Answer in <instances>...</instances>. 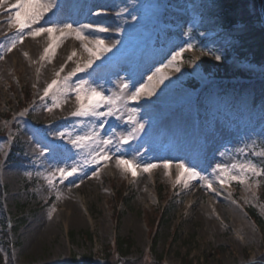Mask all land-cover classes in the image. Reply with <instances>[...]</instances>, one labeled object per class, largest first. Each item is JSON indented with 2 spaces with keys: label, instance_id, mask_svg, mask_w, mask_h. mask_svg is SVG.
<instances>
[{
  "label": "rangeland",
  "instance_id": "374dc122",
  "mask_svg": "<svg viewBox=\"0 0 264 264\" xmlns=\"http://www.w3.org/2000/svg\"><path fill=\"white\" fill-rule=\"evenodd\" d=\"M4 1L0 248L10 241L13 264H261L264 65L234 52L236 31L205 21V0ZM62 1L83 19L110 12L90 26L108 34L58 37ZM238 72L245 104L232 118L206 107L202 87Z\"/></svg>",
  "mask_w": 264,
  "mask_h": 264
},
{
  "label": "trees",
  "instance_id": "16d2710c",
  "mask_svg": "<svg viewBox=\"0 0 264 264\" xmlns=\"http://www.w3.org/2000/svg\"><path fill=\"white\" fill-rule=\"evenodd\" d=\"M212 2L210 6L206 9L209 18L212 19H219L223 23V27L226 29V31H236L235 35L238 39V44L234 48V52L242 57L251 60L253 65L262 66L264 65V0H253L251 2L250 0H209ZM222 3H225L224 7L221 5ZM234 33V32H233ZM208 42L204 41L202 45L207 44ZM222 70L226 71V69L223 67ZM235 76H245L242 74V72L238 73H230L225 75L227 78H234ZM223 78V77H220ZM248 83L246 82H232V81H218L213 83L207 90L205 95L208 96V99H212L214 101V104H216V101L220 102V105H226L230 106L231 101L226 96L227 93L231 90L236 92V97L238 100V103L243 106L246 101L247 92L249 91ZM264 92V91H263ZM220 107V108H221ZM232 110H234L232 108ZM231 110V111H232ZM223 111V108L221 109ZM232 116V115H231ZM229 116V117H231ZM12 161H23V159L19 157H15V153L20 152L18 148L13 147L12 148ZM264 160V159H263ZM261 160V161H263ZM25 162V160H24ZM264 166V161H263ZM120 193V203L127 200L126 195H121ZM122 196V197H121ZM261 197L264 201V177L261 178ZM251 216L256 219V215L253 212H250ZM168 216V213L164 210L161 211V216L158 219V225L160 222H164L165 217ZM260 221V219H259ZM20 226V222H16L14 227L9 230V224L8 221L4 220L2 223L3 232L5 237L7 238L9 236L10 232H16L18 231ZM127 244H125L123 241H121L117 246L118 251L116 253H121ZM11 247L10 241H8L3 247L0 248V264H13L12 259L10 256L7 255L6 252L9 251V248ZM6 248V251H5ZM115 256L113 259H107L105 261V264H117V260L115 259ZM92 260L91 258H88L87 260H84L82 264H91ZM140 263V262H139ZM138 263V264H139ZM261 264H264V255L262 256V262ZM125 264H132V263H125ZM258 264V263H257Z\"/></svg>",
  "mask_w": 264,
  "mask_h": 264
},
{
  "label": "bare ground",
  "instance_id": "6f19581e",
  "mask_svg": "<svg viewBox=\"0 0 264 264\" xmlns=\"http://www.w3.org/2000/svg\"><path fill=\"white\" fill-rule=\"evenodd\" d=\"M71 1V0H70ZM63 1L60 3V9H62V7H63V9H62V11H65L66 12V14L64 15V18H60L59 17V19L57 20V21H55L54 22V25L57 27V28H62V27H65L67 30H66V33H68V34H62V33H58L57 35H58V37H60V38H65V39H67V38H69V37H74V36H76L77 35V33L78 32H80L82 29H86V27L87 28H89L90 30H91V33H97V34H99V35H107L108 33L107 32H105V31H102L101 29H98V28H90V26H92L91 25V23L93 22V20L95 21V22H97V24L98 23H100V20H105L106 21V19H107V21L109 20V21H111L109 18V14H110V12H108L103 18H101V19H95V18H91V19H83V17L84 16H82V17H80V15H79V17H76L75 15H72V14H69V12L71 11V9H72V5L70 6V5H68V3H65V5L63 6ZM6 6H7V4H6V2L4 1V3L2 4V5H0V14L1 15H4V13H5V8H6ZM90 5L88 4V2H86V4H85V6H84V10H86V9H88V7H89ZM108 11V10H107ZM159 12H160V10H159ZM175 12H177V10L175 11ZM178 13V12H177ZM158 17V14H154L153 15V17H140V19H141V21H147V20H154V19H156ZM5 20L4 19H2V20H0V24L1 23H3ZM83 22H87V24L86 23H83ZM85 25V26H84ZM33 28H34V26H32ZM30 28H31V26H30ZM59 28V29H60ZM56 33H57V31H56ZM45 35H47V33L45 32L44 33ZM63 35V36H60V35ZM149 55H147V57H148ZM151 56H153V55H151ZM174 73H172L171 75H173ZM168 90H170V85L167 83V80H162L161 82H159V84L154 88V90H153V94H155L156 96H155V100H153V102H151V103H154L155 101L156 102H158V101H160V100H163L166 96H165V94H166V92L168 91ZM162 93V94H161ZM161 94V95H160ZM159 95H160V97H159ZM177 95V94H176ZM184 94H179L178 96H183ZM264 95V94H263ZM182 100H180V101H177V102H175V103H171V104H169V102L168 101H165V102H168V103H165V104H167V106H172V107H174V106H176V109H178L179 107H181V105L180 104H183L182 102H181ZM181 102V103H180ZM151 104H148V107L150 106ZM74 106V103L72 104V107ZM165 118V117H164ZM161 121V120H160ZM158 125V124H157ZM171 125H168L167 127H170ZM220 187L222 188V189H224V188H227L226 187V185L224 186L223 184H220ZM229 190V189H228ZM232 192L230 191V195L232 196ZM230 202H232V203H234V204H237L238 205V203H236L234 200H232V201H230ZM239 216V215H238ZM242 216V214L240 215V217H238V220H239V218H242L241 217ZM244 216V215H243Z\"/></svg>",
  "mask_w": 264,
  "mask_h": 264
}]
</instances>
